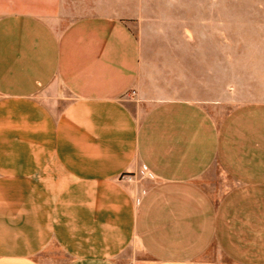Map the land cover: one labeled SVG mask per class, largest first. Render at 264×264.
I'll list each match as a JSON object with an SVG mask.
<instances>
[{
	"label": "crops",
	"instance_id": "crops-1",
	"mask_svg": "<svg viewBox=\"0 0 264 264\" xmlns=\"http://www.w3.org/2000/svg\"><path fill=\"white\" fill-rule=\"evenodd\" d=\"M224 1L0 0V264H264Z\"/></svg>",
	"mask_w": 264,
	"mask_h": 264
},
{
	"label": "rangeland",
	"instance_id": "rangeland-1",
	"mask_svg": "<svg viewBox=\"0 0 264 264\" xmlns=\"http://www.w3.org/2000/svg\"><path fill=\"white\" fill-rule=\"evenodd\" d=\"M224 4V0H218V15L220 9L224 14ZM82 9L74 10V14L91 10L90 7L87 10L85 6ZM227 12L230 16V21L229 16L227 17V33L224 32L223 23L222 32L216 34V41L231 44L232 107L235 108L249 100L264 98V0H227ZM74 18L75 16L63 19V22L67 23ZM220 20L218 16V21ZM138 179L137 172L126 175L127 182L135 183ZM56 255L60 256L58 253ZM217 255L218 249L214 246L200 260H215ZM136 257L148 260L147 255L133 247L122 261L128 264Z\"/></svg>",
	"mask_w": 264,
	"mask_h": 264
}]
</instances>
